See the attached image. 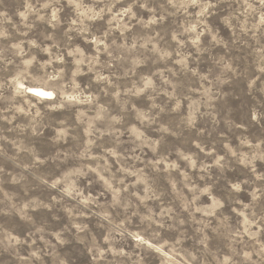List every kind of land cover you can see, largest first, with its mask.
I'll return each mask as SVG.
<instances>
[{
  "label": "clouds",
  "instance_id": "1",
  "mask_svg": "<svg viewBox=\"0 0 264 264\" xmlns=\"http://www.w3.org/2000/svg\"><path fill=\"white\" fill-rule=\"evenodd\" d=\"M0 264H264V0H0Z\"/></svg>",
  "mask_w": 264,
  "mask_h": 264
}]
</instances>
